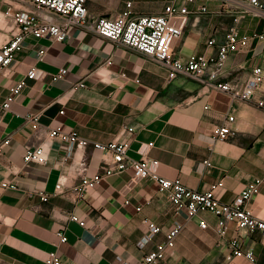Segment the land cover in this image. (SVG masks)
<instances>
[{
	"label": "crops",
	"instance_id": "0c3cea01",
	"mask_svg": "<svg viewBox=\"0 0 264 264\" xmlns=\"http://www.w3.org/2000/svg\"><path fill=\"white\" fill-rule=\"evenodd\" d=\"M233 1L198 0L189 8L206 6L209 14L175 18L182 30L172 40L175 56L182 60L213 56L233 29L247 36L261 32L264 20L241 14ZM128 2L136 16L159 15L171 2L184 5L183 0H88L89 20L114 18ZM7 3L12 0H0V17ZM11 29V22L0 19V48L13 38ZM212 40L215 44L209 46ZM42 49L46 55L39 61ZM32 66L43 70L44 77L28 82L10 109L4 110L11 89ZM255 66L264 67V43L252 41L228 56L216 80L243 86ZM63 69L65 78L53 82L51 76ZM80 82L85 87L75 88ZM258 100H264V85L253 101L246 102L185 76L169 81L162 66L83 28L73 29L63 43L28 37L0 76V141L11 139L0 155V264H46L52 251L62 264H139L165 241L177 219L185 224L184 230L159 264H264V240L259 233L238 231L230 224L221 241L214 216H202L209 227L201 229L200 219L189 220L184 212L176 215L157 183L150 178L135 182L131 168L105 177L83 196L77 194L84 178L114 167L111 158L92 145L64 162L67 146L55 139L50 142L47 164L24 162L26 150L40 145L44 132L61 127L91 144L129 143V160H155L151 172L190 189L206 192L222 183L215 196L229 204L264 174V110L257 106ZM28 115L40 116L42 131L36 132L26 121ZM229 117L234 118L229 125L233 136L215 139L214 129ZM81 158L85 165L71 173L70 167L81 163ZM5 180L17 182L18 189L2 188ZM40 192L49 196L48 202L41 200ZM247 208L264 219V184ZM71 215L83 220L85 227L72 222ZM149 223L161 232L141 249L138 243ZM59 231L67 242L60 243ZM235 239L254 252V262L233 256L228 243Z\"/></svg>",
	"mask_w": 264,
	"mask_h": 264
},
{
	"label": "built area",
	"instance_id": "2783aa9c",
	"mask_svg": "<svg viewBox=\"0 0 264 264\" xmlns=\"http://www.w3.org/2000/svg\"><path fill=\"white\" fill-rule=\"evenodd\" d=\"M198 0H183L184 5L178 6L175 2L169 3L163 13L159 15L136 16L133 13V4L128 2L126 8L114 18L102 17L94 22L89 20L87 9L88 0H12L7 3L9 7L0 17L5 23L11 22L13 38L0 48V76L4 75L15 59L16 53L21 49L23 42L28 37L35 39H48L53 42L63 43L71 36V31L75 28H83L92 31L100 37L121 46L131 49L143 55L148 60L162 66L168 72V80L172 81L178 76H185L193 80L231 95L235 99L246 102L254 100L256 92L264 85V67L255 66L247 82L240 86L234 82L219 83L216 78L223 70L228 56L238 53L248 47L250 42L264 43V27L261 32L253 36L240 35L235 29L231 30L227 40L221 44L215 55L200 56L196 59L182 60L175 56L172 48V40L181 36L182 30L174 23L178 17H189L198 14H209L206 6L199 9L189 8L195 5ZM16 4V6L13 5ZM235 8L241 13L253 18L264 20V2L261 0H234ZM14 27V28H13ZM14 30V31H13ZM215 44L210 41L209 46ZM46 50L38 52V60L43 61ZM67 75V70H60L51 76L53 82L59 81ZM205 78V76H207ZM44 77V71L32 66L25 78L19 80L4 104V110H9L15 96L28 85V82L38 81ZM85 84L80 82L75 88H84ZM257 106L264 110V100H258ZM63 114V112H61ZM26 121L30 122L36 132L42 131L40 128V116L28 115ZM234 121L229 117L221 126L213 131V136L219 141L229 140L233 136V131L229 126ZM44 141L32 148H28L24 154V162L29 165H45L49 159L50 142L59 139L67 146L64 162L75 159L79 151H84L89 145L99 150L103 155L111 158L114 167L104 169V173L95 175L92 178H84L81 185L76 188V193L83 196L84 193L99 185L105 177L121 173L128 168L133 170V179L139 182L143 179H152L158 185V192L164 195L173 205L175 214L186 213L187 218L200 219L199 227L207 229L208 222L202 218L204 215H212L217 219L216 231L221 241L227 237L230 224H233L238 231H246L249 234L259 233L264 240V219L257 218L248 208L247 203L257 192L260 184H264V174L262 179L251 182L243 192H241L232 203L220 202L215 196V190L222 183L215 184L206 192H199L190 189L179 181L162 178L151 172V165H156L157 161L143 158L138 161L129 160L127 157L130 144L111 142L107 144L92 143L78 136L74 132H65L61 127L50 128L44 132ZM11 139L5 138L0 141V155L10 144ZM81 163L73 164L70 167L71 173H78ZM207 165H210L207 162ZM264 173V172H263ZM2 188L17 190V182L7 180L1 183ZM61 184L57 187L61 188ZM38 196L43 202L49 201V196L40 192ZM72 222L85 227V222L76 215L69 216ZM185 224L178 219L174 221L172 227L166 233L164 242L156 245V248L143 256L139 264H159L165 260L168 252L175 247L176 239L184 230ZM161 228L154 223L148 224V231L138 243V247L143 249L155 236L160 234ZM57 236L60 243L67 242L63 231H59ZM234 257H243L249 261H255V254L252 250L245 249L239 240H231L228 243ZM46 264H62L61 257L56 251L49 252L45 259ZM123 264H130L123 262Z\"/></svg>",
	"mask_w": 264,
	"mask_h": 264
}]
</instances>
